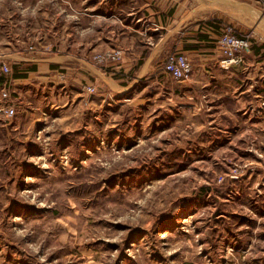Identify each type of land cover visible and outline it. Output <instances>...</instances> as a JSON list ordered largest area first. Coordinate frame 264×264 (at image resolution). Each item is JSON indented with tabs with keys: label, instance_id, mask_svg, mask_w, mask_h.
Instances as JSON below:
<instances>
[{
	"label": "rangeland",
	"instance_id": "374dc122",
	"mask_svg": "<svg viewBox=\"0 0 264 264\" xmlns=\"http://www.w3.org/2000/svg\"><path fill=\"white\" fill-rule=\"evenodd\" d=\"M218 1L188 0L236 15ZM142 2L0 0V60L57 65L0 82L15 110L0 111V264H264V113L172 100L153 79L178 51L126 91L123 24ZM243 6L240 35L264 39V0L259 18Z\"/></svg>",
	"mask_w": 264,
	"mask_h": 264
},
{
	"label": "crops",
	"instance_id": "0c3cea01",
	"mask_svg": "<svg viewBox=\"0 0 264 264\" xmlns=\"http://www.w3.org/2000/svg\"><path fill=\"white\" fill-rule=\"evenodd\" d=\"M206 1L211 3V7L212 3H220L218 0ZM224 1L230 3L235 16L217 6H213L212 11L210 5H207L208 10L201 11L200 4L191 6L188 0H171L170 6L163 0L153 4L143 0L139 7H133L126 14L129 21L123 24L129 34L120 67L127 71L137 65L139 75L129 80L126 91L136 89L139 82L148 80V73L164 60L168 52L178 51L186 54L192 63L190 76L181 82L166 74L153 79L159 90L167 91L172 100L175 97L187 99L188 103L182 105L205 110V115L212 117L216 115L211 112L212 109H219V115L227 117L243 116L248 109L250 116L264 113V39L254 37V43L243 55V61L228 68L220 66L222 55L216 46V39L227 24H232L238 34L247 31L245 28L248 25L241 19L238 20L237 16L243 14L244 4H252L254 6H250L249 11L259 18L260 0ZM260 19L263 20V17ZM44 55L49 53L42 51L41 54L28 53L26 58H13L15 60L10 63L17 68L19 65H33L34 68L25 71L27 68L24 67L19 70L27 73L22 78H13L12 71L7 79L10 82L27 80L44 65L51 71L54 70L57 65ZM1 62L3 61L0 60ZM91 70H94L92 66ZM92 72L89 75L94 77ZM197 113L196 111L195 114Z\"/></svg>",
	"mask_w": 264,
	"mask_h": 264
},
{
	"label": "built area",
	"instance_id": "2783aa9c",
	"mask_svg": "<svg viewBox=\"0 0 264 264\" xmlns=\"http://www.w3.org/2000/svg\"><path fill=\"white\" fill-rule=\"evenodd\" d=\"M253 35H240L237 34L232 27L225 26L218 38L216 39V46L222 55L220 66L228 68L232 65L240 64L243 61V54L249 51L250 46L253 44ZM121 57L120 50L108 51L100 57V59L116 60ZM164 72L176 80L181 82L187 79L192 72V63L186 54L176 52L169 54L162 66ZM11 72V68L6 63H0V74L7 76ZM63 78V75H61ZM8 81L5 79L4 82ZM8 98L7 92L1 93V99L6 100ZM0 111H3L8 116H13L14 107L12 105L0 106Z\"/></svg>",
	"mask_w": 264,
	"mask_h": 264
},
{
	"label": "trees",
	"instance_id": "16d2710c",
	"mask_svg": "<svg viewBox=\"0 0 264 264\" xmlns=\"http://www.w3.org/2000/svg\"><path fill=\"white\" fill-rule=\"evenodd\" d=\"M26 67L27 69H24L25 71L26 70H33L34 66L33 65H27V66H24ZM24 67H21L20 69H17V67H13L14 70H13V73H12V76L13 78H22V77H25L27 75L26 72H21L19 70H22ZM0 82H2V80L4 81L6 78L4 75H0Z\"/></svg>",
	"mask_w": 264,
	"mask_h": 264
}]
</instances>
